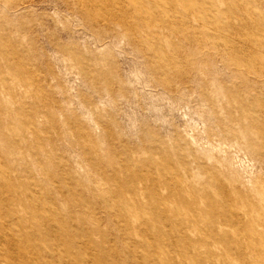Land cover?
I'll use <instances>...</instances> for the list:
<instances>
[{"label":"rangeland","instance_id":"374dc122","mask_svg":"<svg viewBox=\"0 0 264 264\" xmlns=\"http://www.w3.org/2000/svg\"><path fill=\"white\" fill-rule=\"evenodd\" d=\"M184 1L0 0V264H264V0Z\"/></svg>","mask_w":264,"mask_h":264},{"label":"bare ground","instance_id":"6f19581e","mask_svg":"<svg viewBox=\"0 0 264 264\" xmlns=\"http://www.w3.org/2000/svg\"><path fill=\"white\" fill-rule=\"evenodd\" d=\"M182 1H184V0H182ZM185 2V1H184ZM185 4V3H184ZM241 14V13H240ZM248 41V40H247ZM249 44V41H248V43H247V45ZM251 46V45H250ZM249 47V46H248ZM249 51V50H248ZM241 52V51H240Z\"/></svg>","mask_w":264,"mask_h":264}]
</instances>
